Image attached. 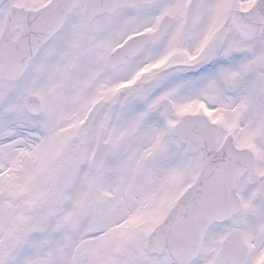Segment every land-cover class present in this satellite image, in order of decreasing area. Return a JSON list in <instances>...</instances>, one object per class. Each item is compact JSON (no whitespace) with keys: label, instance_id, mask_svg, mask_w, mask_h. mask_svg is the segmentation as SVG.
<instances>
[{"label":"snow or ice","instance_id":"1","mask_svg":"<svg viewBox=\"0 0 264 264\" xmlns=\"http://www.w3.org/2000/svg\"><path fill=\"white\" fill-rule=\"evenodd\" d=\"M0 264H264V0H0Z\"/></svg>","mask_w":264,"mask_h":264}]
</instances>
